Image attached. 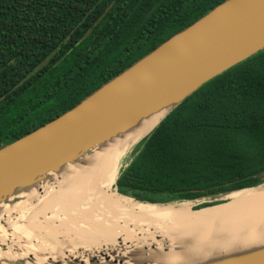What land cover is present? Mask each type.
Returning <instances> with one entry per match:
<instances>
[{
	"label": "trees",
	"instance_id": "obj_1",
	"mask_svg": "<svg viewBox=\"0 0 264 264\" xmlns=\"http://www.w3.org/2000/svg\"><path fill=\"white\" fill-rule=\"evenodd\" d=\"M223 1L0 0V148ZM135 149L114 187L137 202H194L264 183V50L201 86Z\"/></svg>",
	"mask_w": 264,
	"mask_h": 264
},
{
	"label": "bare ground",
	"instance_id": "obj_2",
	"mask_svg": "<svg viewBox=\"0 0 264 264\" xmlns=\"http://www.w3.org/2000/svg\"><path fill=\"white\" fill-rule=\"evenodd\" d=\"M167 111L138 120L32 188L0 196V264H88L94 257L92 264H210L264 250V184L200 211L175 202L194 214L113 190L122 161Z\"/></svg>",
	"mask_w": 264,
	"mask_h": 264
},
{
	"label": "water",
	"instance_id": "obj_3",
	"mask_svg": "<svg viewBox=\"0 0 264 264\" xmlns=\"http://www.w3.org/2000/svg\"><path fill=\"white\" fill-rule=\"evenodd\" d=\"M262 50L264 0L223 1L73 108L1 147L0 196H11L14 188H32L46 174L58 173L102 142L127 132L138 120L167 108L159 124L201 86ZM240 191L194 202H228ZM102 253L98 258L109 261ZM22 260L28 259L18 262ZM94 260L96 257L88 264ZM210 264H264V250L254 256L230 257Z\"/></svg>",
	"mask_w": 264,
	"mask_h": 264
},
{
	"label": "rangeland",
	"instance_id": "obj_4",
	"mask_svg": "<svg viewBox=\"0 0 264 264\" xmlns=\"http://www.w3.org/2000/svg\"><path fill=\"white\" fill-rule=\"evenodd\" d=\"M136 152H137V150L136 149H134V150H132L129 154H128V156L122 161V164H121V168H120V170L121 169H123L126 165H127V163H128V161L136 154ZM119 170V171H120ZM113 190L116 192V189H115V187L113 186ZM135 201V200H134ZM168 204H175V205H177V206H181V205H179V204H176V203H168ZM198 204V202H193V204H192V210H193V207H195V205H197ZM221 204H223V203H221ZM181 207H183V208H186L187 210H188V213H190V214H194L195 212H192L188 207H184V206H181Z\"/></svg>",
	"mask_w": 264,
	"mask_h": 264
}]
</instances>
